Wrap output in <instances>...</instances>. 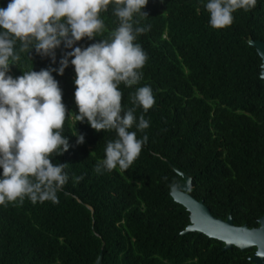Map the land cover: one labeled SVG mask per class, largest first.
<instances>
[{
  "label": "trees",
  "instance_id": "obj_1",
  "mask_svg": "<svg viewBox=\"0 0 264 264\" xmlns=\"http://www.w3.org/2000/svg\"><path fill=\"white\" fill-rule=\"evenodd\" d=\"M9 0H0L6 7ZM142 26L150 30L137 42L148 53L143 79L133 88L121 85L122 103L133 107L136 88L150 85L155 105L146 114L150 126L139 158L126 171L98 175L114 132H96L85 121L67 120L71 147L53 163H67L69 182L59 203L0 206V264H253L257 247L242 250L204 233L183 232L191 213L172 196V187L192 177L191 194L219 218L236 225L260 226L264 216V78L263 59L249 39L264 41V0L252 12L234 14L231 27L214 29L201 0H149ZM109 31L118 26L102 13ZM108 32L76 46L87 47ZM70 49L56 50V63L33 49L21 54L13 77L23 71L59 67ZM68 112H77L71 64L53 73ZM143 109L136 111V116ZM78 131L85 136L76 144ZM132 131H136L133 127ZM2 171V170H0ZM74 176H83L78 183ZM105 244V245H104Z\"/></svg>",
  "mask_w": 264,
  "mask_h": 264
},
{
  "label": "clouds",
  "instance_id": "obj_2",
  "mask_svg": "<svg viewBox=\"0 0 264 264\" xmlns=\"http://www.w3.org/2000/svg\"><path fill=\"white\" fill-rule=\"evenodd\" d=\"M260 0H201L209 14V25L217 30L233 25L234 14L252 12ZM149 0H9L0 6V206L59 203L58 194L69 182L67 163L53 158L69 150L64 126L67 120L85 121L96 132H114L105 156L94 171L98 175L113 170L126 171L139 158L148 136L138 137L150 126L145 114L156 101L150 85L138 87L131 95L133 107L123 103L121 85L133 88L143 79L148 53L137 42L150 30L140 18ZM111 14L118 26L108 30L102 13ZM108 32L105 39L87 47L76 46ZM67 51L59 67L23 71L13 77L11 67L21 54L34 49L56 63V50ZM74 66V100L77 112H68L63 90L53 73L63 75ZM143 113L137 118V109ZM135 127L136 131H132ZM76 144L85 136L78 131ZM83 176H74L78 183Z\"/></svg>",
  "mask_w": 264,
  "mask_h": 264
},
{
  "label": "water",
  "instance_id": "obj_3",
  "mask_svg": "<svg viewBox=\"0 0 264 264\" xmlns=\"http://www.w3.org/2000/svg\"><path fill=\"white\" fill-rule=\"evenodd\" d=\"M251 46L255 47L263 59L262 77L264 78V41L249 39ZM172 167L185 179L184 183H176L172 187L174 199L184 205L191 213V225L183 232L204 233L211 238L219 239L226 243L225 249L234 246L242 250L257 247V252L251 258L253 264H264V216L260 219V226L250 227L248 224L236 225L230 215L227 219L216 217L204 201L191 194L193 180L184 171L171 164ZM105 245V244H104ZM103 253L100 254L95 264H102Z\"/></svg>",
  "mask_w": 264,
  "mask_h": 264
}]
</instances>
